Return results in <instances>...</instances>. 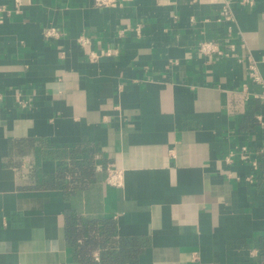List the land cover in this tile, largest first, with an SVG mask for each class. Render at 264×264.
<instances>
[{"label":"crops","instance_id":"0c3cea01","mask_svg":"<svg viewBox=\"0 0 264 264\" xmlns=\"http://www.w3.org/2000/svg\"><path fill=\"white\" fill-rule=\"evenodd\" d=\"M20 2L0 0V264H88L71 221L97 263L263 264V86L247 68L264 80V0Z\"/></svg>","mask_w":264,"mask_h":264},{"label":"built area","instance_id":"2783aa9c","mask_svg":"<svg viewBox=\"0 0 264 264\" xmlns=\"http://www.w3.org/2000/svg\"><path fill=\"white\" fill-rule=\"evenodd\" d=\"M116 1H118V0H95V3L99 7H108V6L112 5L113 3H115ZM16 5L17 6L21 5L20 0H16ZM3 12H4V9L0 8V13L2 14ZM222 17L226 21H232L233 20L232 13L227 6L223 8ZM1 20H2V18H1ZM48 35L49 36H55L56 33L54 30H51L48 32ZM199 51L201 54H203L205 56H212L214 54H217V55L223 54L222 51L219 49L218 45H216L212 41L202 42L199 46ZM247 69H248V75H249L250 80L254 81L255 83L261 84L263 86V92L259 95L254 96V97L256 99H259V100L264 102V80L260 74L259 67H258L257 63L254 60L250 59ZM243 93L247 96V89L246 88L244 89ZM261 152L264 153V147H263ZM254 166H256V167L258 166V163L256 160L254 162ZM120 178H121V174L119 173V171L116 168H114L113 166H110L108 168V178H107L108 184H110L112 186H120L121 185Z\"/></svg>","mask_w":264,"mask_h":264},{"label":"trees","instance_id":"16d2710c","mask_svg":"<svg viewBox=\"0 0 264 264\" xmlns=\"http://www.w3.org/2000/svg\"><path fill=\"white\" fill-rule=\"evenodd\" d=\"M101 232L104 234L110 235V232L112 231V228L107 229H101ZM93 230L86 224V225H81L79 222L76 221H71L68 226V236L69 240L73 242L75 245L77 244V240L80 237H89L91 236L92 239H88L86 241L85 245H82L80 248H77V252L83 256L81 258V261L84 262V257L85 261H88V264H132L133 263V256L132 253L129 251L123 250V252L119 255H116L115 253H108L107 256H103L101 263H97L94 260H90L89 258L87 259L86 253L89 250H93L97 248V243H99V240H96L94 236H92ZM90 235V236H87ZM126 247V246H125ZM258 248L260 251V256H261V261L264 264V239L259 241L258 243Z\"/></svg>","mask_w":264,"mask_h":264}]
</instances>
